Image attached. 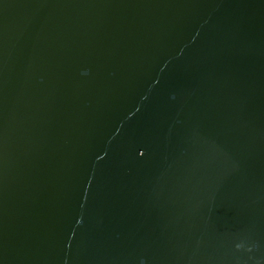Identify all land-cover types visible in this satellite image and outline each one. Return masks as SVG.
<instances>
[{
	"label": "water",
	"instance_id": "water-1",
	"mask_svg": "<svg viewBox=\"0 0 264 264\" xmlns=\"http://www.w3.org/2000/svg\"><path fill=\"white\" fill-rule=\"evenodd\" d=\"M0 264H264V0H0Z\"/></svg>",
	"mask_w": 264,
	"mask_h": 264
}]
</instances>
